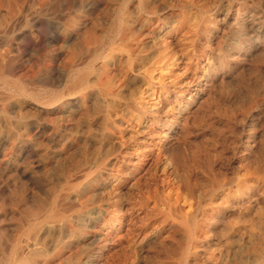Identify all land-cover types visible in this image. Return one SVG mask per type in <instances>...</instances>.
<instances>
[{
  "label": "rangeland",
  "instance_id": "374dc122",
  "mask_svg": "<svg viewBox=\"0 0 264 264\" xmlns=\"http://www.w3.org/2000/svg\"><path fill=\"white\" fill-rule=\"evenodd\" d=\"M12 1L11 0H0V18H1V15H4L6 8H8V7L16 8L23 2L20 5L22 7L21 8L22 15H21V17H19L18 21L16 22L17 27L15 24L12 27H10L9 31L7 30L4 34L0 35V43H2V44H0V68H2V69H0V76L3 78L2 81L6 80V79L16 78V76H18V77L22 78V81L24 83H26L29 88L31 87L30 89H32L35 93H39L38 98H47V97L55 95V94H61L63 96L60 97L57 101H55L53 103L54 106L52 104L48 105V108H46L47 106H44L43 104L36 102L33 99H30V98L28 99V97L13 98L11 100V103L13 104V106L15 108L16 107L18 108L20 106L19 108H21V111L24 108V110L22 112H19L22 115V118L20 120H12L13 122L18 121V123L20 121L16 130H18V131L20 130V133L23 134L22 136L24 138H23V140H9L8 136H6L4 134L0 135V156L2 157V158H0L1 159L0 160V264H17V261H15L16 255L12 253L13 246L15 244H17L18 247L20 248V247H23V245H24L23 248H26L27 244H30L31 242L34 241L33 239H36V244L39 245L40 247L35 246L36 245L35 244V245H32V247L29 249L30 252L27 251L26 249H24V252H25V255L27 256L26 258L31 260V261L34 260L33 262L35 264H38V263L43 264L45 261L46 262L44 264H50L51 262H52L51 264H59L61 261V256H62V261L64 260L63 263L61 261V264H76V263L81 264L80 262H76L74 260L73 255H77V254L81 255L83 253V251L85 249V244L83 245L80 243L85 242L84 237H85V232H86L87 221L89 220V215L93 216L97 212H100V216L97 215V218L93 216V219H95L96 228L98 226V228L96 230L97 231L96 236L101 237V239L103 240V238H102L103 234L102 233H105L106 231H108V234L110 233V235H111V236L107 237V241L104 244V247H105L104 253L108 257L110 256L113 260L117 259L119 256H122L123 259L125 260V262L127 264L128 263L130 264L129 260L131 261V251L134 248L131 241L132 240L137 241L139 238L140 239L142 238L141 237L142 235L146 234V238L144 237L145 239H144L143 247L144 248L147 247L146 246L147 240L149 241L148 237L153 236V234L157 231L156 228L155 229L153 228L154 223L157 219L162 218L163 215H161V214L165 210L166 203L168 200H171L174 198L175 195L173 192L176 191V189H179V191L181 193H185L188 190H192L191 188H194L195 191L192 192L191 195L189 193L188 202L191 203V205L195 204L196 206L197 205L202 206L209 199V197H210L209 195L212 194L211 192L213 191V189H215L214 188L215 187V184H214L215 178H216V180L230 181L231 184L229 187H230V189L233 190L235 185H236V181L239 178H241L243 176H248V175L254 173L255 171L260 172L263 170V168H264V160H263L264 155L262 153H264V139H263L264 138V104H263L264 103V101H263L264 100V96H263L264 95V93H263V91H264V70H263L264 69V55H263L264 54V50H263L264 49V32H263L264 31V22H263V20H264V16H263V14H264V0H262V1L261 0H257V1L256 0L255 1L254 0H225V1L224 0H200L201 1V2L199 1L200 3L198 2V0H195V2H194V0L193 1L192 0H171V1L170 0H153V1L152 0H123V1L122 0H114V1L113 0H110V1L109 0H46V1L45 0H29V1L28 0H23V1L17 0L18 2L16 0H12ZM20 1H21V3H20ZM142 1L144 3H142ZM10 2H12V3H10ZM189 2L191 5L189 4ZM24 3H26L25 8L23 7ZM153 3H155V4H153ZM205 3L207 4V6H205L206 5ZM13 4H14V6H13ZM145 4H147V5H145ZM163 4H165V5H163ZM99 5L102 7H99ZM104 5H105V7H103ZM240 5H241V7H239ZM33 6H35V7L33 8ZM107 6H108V8H107ZM148 6H149V8H148ZM151 6H153V7H151ZM195 6H197V8ZM198 6H200V7H198ZM97 7H99V8L97 9ZM146 7L148 10L146 9ZM232 7H233L234 11L232 10ZM155 8L157 9V12H156ZM202 8H204V9L202 10ZM30 9L31 10L35 9V10H34V12H32ZM94 9H97V10L95 11ZM255 9L258 11L256 12ZM165 10H167V11H165ZM204 10H206V11H204ZM106 11H108V12H106ZM132 14H133V16H132ZM199 14H201V15H199ZM233 15H235V16H233ZM209 16H212V17L209 18ZM21 18H22L23 22L21 21ZM92 19H95L97 22L95 20H92ZM163 19H164V21H163ZM220 19H224V20H220ZM252 19L256 23H253ZM256 19H258V20H256ZM88 22H90V23H88ZM64 23H66V24H64ZM164 23H166V24H164ZM247 23H248V25H247ZM188 24H189V26H188ZM255 24H257V26ZM33 25L35 26V28ZM61 25H63V26H61ZM139 26H141V27L139 28ZM231 26L233 28H231ZM32 27H33V30H32ZM97 27H99V28H97ZM235 27L239 28V30ZM253 27H254V30H253ZM14 28H16V29H14ZM18 28H19V31H17ZM124 28L127 31L129 30L130 36H131L130 38H133V40H131L130 38H128L125 35V33L127 31ZM190 28H192V29H190ZM144 29H146V30H144ZM222 29L224 32L222 31ZM231 29H232V31H231ZM240 29H241V31H240ZM244 29H245V31H244ZM132 30H133V33H131ZM90 31L92 34L90 33ZM134 31H135L136 35H135ZM121 32L124 34H119ZM129 32H127V33H129ZM142 32L143 33L145 32V33L143 34ZM199 33H201V34H199ZM228 33L231 34V36L228 35ZM156 34H157V36H156ZM160 34L162 35V38H161ZM192 34H194V35H192ZM36 35H38V36H36ZM93 35H95L96 37ZM188 35H189V37H188ZM235 35H236V38H235ZM97 36H98V38H97ZM142 36L145 38H143ZM14 37H16V38H14ZM20 37H21V39H20ZM23 37H25V38H23ZM58 37H60V38H58ZM186 37H187V39H185ZM237 37H238V39H237ZM40 38H41V40H40ZM117 38H119V39H117ZM179 38H181V39H179ZM189 39H192V40H189ZM206 39H208L209 41ZM213 39H215L214 42H213ZM218 39L220 41H218ZM162 40H164V42ZM188 40H189V42H187ZM226 40L229 43L226 42V45H225ZM128 41L130 44L128 43ZM29 42H30V44H29ZM70 42H71V44H70ZM78 42H79L80 46L76 45V47H75V45L73 43L78 44ZM136 42H138V43H136ZM144 42H146V43L144 44ZM167 42H168V46H167ZM193 42H195V43H193ZM163 43H164V45H163ZM172 43H173V45H171ZM16 44H17V46H16ZM212 44H213V46H212ZM68 45H70V46H68ZM157 45L162 46V47H158ZM83 47L85 48V50ZM93 47H94V49H93ZM223 47H224V49H222ZM66 48H67V50H66ZM96 48H98V49H96ZM172 48L175 49L176 52H175V50H172ZM214 48L217 49L216 50L217 52H215V50L213 51ZM10 49H11V51H10ZM156 49H157V51H156ZM1 50L4 51V53ZM75 50H76V52H75ZM130 51H131V53H130ZM207 51H208V53H207ZM77 52H79V53H77ZM139 52H141V53H139ZM150 52L153 54V57L151 56L152 54ZM253 52H254V54H253ZM175 53H176V55L177 54L178 55L176 56ZM184 53H185V56H184ZM203 53H204V55H203ZM224 53L226 56L224 55ZM96 54H97V57L95 56ZM172 54L175 56V58H172V56H173ZM137 55H139V56H137ZM198 55L200 56V59L198 58L199 57ZM94 56H95V60H93ZM258 56H261V57H259L260 59L257 58ZM71 57H72V59H71ZM214 57L216 60L214 59ZM254 57H256V58H254ZM140 58L143 60V62H142V60L140 61ZM154 58H156V60ZM170 58H171V60H169ZM177 58L179 59V62H178ZM236 58H238V59H236ZM255 59H257L256 63H254ZM98 60H99V62H98ZM129 60L131 61V67L129 65ZM247 60H250V61L247 62ZM164 61H167V62L164 63ZM64 62L65 63L68 62V63L65 64ZM121 62H123V64H121ZM149 62H151V63H149ZM9 63H11V64H9ZM250 63H252V64H250ZM261 63H262V65H260ZM152 64H155V65L158 64L160 66L156 65V67H155V65L153 66ZM207 64H208V66H207ZM253 64H254V66L252 67ZM124 65H125V67H124ZM165 65H166V67H165ZM175 65H178V66L176 67ZM203 65H204V67H203ZM255 65L258 66V68ZM171 66L172 67L174 66V67L169 69V67H171ZM86 67L90 68V74H89V78H88L89 79L88 83L89 82L90 83L88 84V86L85 89L80 90L78 92H75V91L74 92H67V91H65V89H67V87L71 84V81H72L70 78L71 73L73 72L75 74L77 71L81 70V68L83 69ZM126 67L128 68L127 70H126ZM132 67H133V69H132ZM163 67L166 69H163ZM167 67H168V69H167ZM206 67H207V69H206ZM243 67L246 70H243ZM249 67H251V68H249ZM159 68H161L162 71H160ZM204 68H205V70H204ZM140 69H142V70H140ZM97 70H99L100 72L98 73ZM92 71H94V72H92ZM104 71H106V72H104ZM146 71L149 72V74ZM183 71H185L186 73ZM253 71L256 73V76H255V73ZM107 72H108V74H107ZM203 72H205V73L201 74ZM240 72L241 73L243 72V73L240 74ZM94 73H96V74L94 75ZM125 73H126V75H125ZM235 73H237V74H235ZM186 74H188V75H186ZM113 75H114V77H113ZM162 75H165V76H162ZM236 75H238V76H236ZM244 75H246V77ZM31 76H33V77H31ZM119 76H121V77H119ZM188 77H189V79H188ZM110 78H112V79H110ZM196 78H198V80ZM212 78H213V80H212ZM248 78L249 79L252 78L253 80L251 79L252 81L250 80L251 81L250 82L248 80ZM141 79H142V81H141ZM194 79H195V81H194ZM246 79L249 83L246 81ZM219 80H220V82H219ZM97 83H98V85H97ZM175 83H181V84H175ZM240 83L242 86L240 85ZM149 85H150V87L151 86H153V87L150 88ZM161 85L163 88L161 87ZM130 86H131V88H130ZM136 86H138V89L136 88ZM245 86H248L249 89L246 88ZM234 88H236V90ZM43 89H45V90H43ZM135 90L138 91L137 92L138 94L135 93L136 92ZM139 90L141 93L139 92ZM150 90L153 91L154 95L148 97V93ZM202 90H204V91H202ZM233 90H235V91H233ZM3 91H6V87L3 85V82H0V93H2ZM190 92H192V93H190ZM68 93H70V94H68ZM133 93L137 94L138 96L134 95ZM146 93H147V96H146ZM174 93H176V94H174ZM188 93H189V96H187ZM246 94H247V96H246ZM82 95H83V97H82ZM129 95H130L131 99H130ZM99 96H100V98H99ZM206 96H208V100L210 99L209 101L207 100ZM220 96H221V98H220ZM247 97H248V99H247ZM74 98H75V100H74ZM203 98H205V99H203ZM217 98L219 100H217ZM15 99H17V100H15ZM18 100H20L21 102ZM151 100H153V101H151ZM192 100H193V102H191ZM202 100H206L207 102L206 101L202 102ZM220 100H221V102H220ZM234 100L236 103L234 102ZM34 101H35V103H34ZM166 101L168 104L166 103ZM22 102H23V105L21 104ZM153 102L156 103V106L154 108H149V105ZM77 103H78V105H77ZM170 103H172V104H170ZM189 103H191V105ZM208 103H210L211 107L209 106ZM250 103L252 104L251 106L249 105ZM141 104H143V105H141ZM187 104H189V105H187ZM213 104L215 107H213ZM25 105H26V107H25ZM61 105H63V106H61ZM166 105H168V106H166ZM208 106H209V108H207ZM29 107L32 109H30ZM38 107H39V109H38ZM185 107H186L187 111H186ZM254 107H255V109H254ZM135 108L137 109L138 112L135 111L136 110ZM138 108L142 109V110L145 109V110H143V113L141 114V113H139ZM250 108H252V109H250ZM26 109H27V111H25ZM218 109H219V111H218ZM114 110H115V112H113ZM146 110H148V111H146ZM155 110L157 112L156 114H155ZM24 111L26 112V115L24 114ZM110 111H111V113H110ZM170 111H172V112L170 113ZM190 111H191V114H190ZM61 112L62 113L64 112V113L62 114ZM119 112L121 114H119ZM135 112H137V113H135ZM19 113H15L16 118L19 115ZM112 113H114V115ZM196 113H197V115L195 117L194 115ZM69 114H71V115H69ZM115 114H117V115H115ZM174 114H177V115H174ZM186 114L190 115V116L188 115L189 118L187 117ZM206 114H208V115H206ZM13 115L14 114H11V113H0V120L2 119V117H12ZM138 115H139L140 119L138 118ZM160 115H162V116H160ZM24 116H26V117H24ZM37 117L40 119H37ZM150 117H151V119H150ZM194 117H195V120H194ZM198 117L200 119H197ZM46 118H47V120H46ZM183 118H184V120H183ZM186 118H188V119H186ZM191 118H192V121H191ZM163 119L165 121H163ZM48 120H50V122ZM181 120H183V121H181ZM185 120L188 124L186 122L184 123ZM250 120H251V122H250ZM148 121H151V122H148ZM190 121L192 124L190 123ZM212 123L214 124V126ZM107 124H108V126H107ZM200 124L202 126H200ZM37 125H38V127H37ZM188 125L191 127H189ZM203 125H204L205 129L203 128ZM45 126H47V127H45ZM117 126H119L118 127L119 129L117 128ZM141 126H142V128H141ZM208 126H209V128H208ZM250 127H251V129H250ZM255 127H256V129H255ZM21 129H23L24 131ZM145 129H147V130H145ZM248 129H250V130H248ZM259 129L261 130V132ZM86 130H87V132H86ZM133 130H135V132ZM201 131H203V133H201ZM225 131H226V133H225ZM151 132H152V134H151ZM211 132H213V133H211ZM25 133H27V134H25ZM126 134H127V136H126ZM130 134H132V135L130 136ZM133 134H135V136ZM215 134H216V137H215ZM257 134L259 137L257 136ZM121 136L122 137L125 136V137H123V140H122ZM154 136H155V138H154ZM210 136L212 137V140H210L211 139ZM26 138H28V139H26ZM106 138H108V139H106ZM245 138H246V140H245ZM99 139H100V142H99ZM116 139H118V140H116ZM119 139H120V141H119ZM136 141H138V142H136ZM27 142H29V143H27ZM11 143H13V144H11ZM143 143H144V145H142ZM173 143H175L176 145ZM234 144H235V146L236 145L237 146L234 147ZM245 144H246V146H245ZM258 144H259V146H258ZM261 144L263 145V148L261 147ZM128 145H130V146H128ZM204 145H205V147H203ZM214 145H216V146H214ZM141 146H143V147H141ZM153 146H156V147L153 148ZM174 146H175V148H174ZM155 148H156V150H155ZM226 148H227V150H226ZM232 148H233V150H232ZM11 149H12V151H11ZM121 150L123 153L121 152ZM199 150H200V152H199ZM206 150H207V152H206ZM222 150H223V152H222ZM146 151L148 154L146 153ZM196 151H197V154L199 152V155L201 157L202 156L203 157L201 158L199 155L197 156ZM250 151H252V153ZM208 152H210V153H208ZM6 154L8 156H6ZM169 154L171 156L173 155L172 156L173 158L169 157L170 156ZM193 154L196 156H192ZM224 154L227 156H225ZM221 155H224V156H221ZM245 155H246V157H245ZM252 155H253V157H252ZM216 156H217V158H216ZM241 156H243V157H241ZM3 157L5 159H3ZM116 157H118V158H116ZM123 157L124 158L126 157V158L124 159ZM195 157H196V159H195ZM213 157H214V159H213ZM190 158H192L193 160L192 159L190 160ZM117 159H118V161L119 160H121V161L118 162ZM160 159H161V161H160ZM255 159L258 161L256 162ZM166 160H169V161H166ZM224 160L226 162H224ZM211 161L212 162L214 161L213 165H212ZM196 162H197V164H195ZM148 163H149V165H148ZM156 163H157V165H156ZM135 164L138 166H136ZM186 164L188 166H186ZM226 164H228L229 167ZM133 165H134V167H133ZM90 166H92L93 168ZM139 166H141V167H139ZM226 166L228 169L226 168ZM232 166H234V167H232ZM250 166L252 167V169ZM113 167H115V168H113ZM125 167H126V169H125ZM148 167L150 168V171H149ZM86 168H88V169H86ZM146 168H148L147 171H146ZM176 168H177V171H176ZM197 168H199V169H197ZM254 168H255V170H253ZM144 169H145V173H143ZM170 169H171V171H170ZM182 170H184V171H182ZM202 171L204 174L202 173ZM147 172H149V176H148ZM182 172L184 175L182 174ZM191 172H193V174ZM221 172L223 173V175ZM169 173H170V175H169ZM185 173H186V175H185ZM213 173H215V176H213L214 175ZM4 174H5V176H3ZM100 174H101V176H100ZM219 174L221 176H219ZM81 175H82V177H80ZM111 176H112V178H111ZM147 176L150 177L149 178V181L151 180L150 182H148ZM159 176H161V177H159ZM126 178H128V180ZM138 178H140V179L143 178V180L139 179V181H138L137 180ZM167 178L168 179L170 178V179L168 180ZM76 179H78V180H76ZM105 179H106V181H105ZM161 179L163 180L162 183L160 182ZM124 180H126V182ZM191 180L193 181L194 186H193V183L191 182ZM201 180L203 182H201ZM199 181H200V183H198ZM84 182H86V183H84ZM174 182H176V183H174ZM177 182H178V184H177ZM144 183H145V187H144ZM149 183H151V184L153 183L152 184L153 186ZM172 183H174L176 188L173 186ZM201 183L203 184V185H201V187L203 189L199 186V184H201ZM211 183H213V184L211 185ZM112 184L113 185L115 184L114 187H112L113 186ZM160 184H161V186H160ZM206 184H207V186H206ZM107 186H109V187H107ZM146 186H148V187H146ZM83 187H84V190H83L84 193L81 192ZM126 187L127 188L129 187V189H127ZM140 187H141V189H140ZM150 187H152V188H150ZM198 187L201 188L202 190H200ZM164 188H165V190H164ZM169 188H170V190H168ZM171 188H174V190L173 189L171 190ZM116 189H118V190H116ZM130 189L133 192L130 191ZM151 189L154 191L155 194H153ZM204 189L205 190L207 189V190L205 191ZM208 190H209V192H208ZM147 191H149V192L147 193ZM158 191H159V193H158ZM199 191H202V192H199ZM79 192H81V193H79ZM156 192L158 194H156ZM196 192H197V195L201 193L202 196L198 195V197H197ZM104 193H106L107 195ZM127 194H129V196ZM147 194H148L149 198L147 197ZM170 194H171V196H170ZM76 195L78 196L77 198H75ZM80 195H81V197H80ZM199 196L201 197L200 199H199ZM72 197H73V199H72ZM102 197H103V199H102ZM125 197L128 199H125ZM191 197H192V200H191ZM80 198H81V200H80ZM84 198H86V199H84ZM71 199H72V201H70ZM125 200H126V202H125ZM195 200H197V202ZM133 201H137V202H133ZM152 202L154 205L152 204ZM111 204H113L112 205L113 207H111ZM36 205H38L37 206L38 208H35ZM131 205H133V208ZM195 205H193V206L196 207ZM96 206H97V208H96ZM147 206H149V207H147ZM34 208H35V210H34ZM66 208H68V209H66ZM103 209L105 212L103 211ZM155 209H156V211H155ZM32 210L36 212V215L38 217H36V215H34L35 212H33L34 214L32 213ZM58 211L62 214V217L61 216L60 217H52V214L54 212H58ZM86 212H88V214ZM48 214H50V215H48ZM144 214H146L148 216L145 217L146 215L143 216ZM77 215L79 218L77 217ZM121 216H123V217H121ZM120 217H121V219H120ZM140 217H142V218H140ZM149 217H151L150 220L148 219ZM146 218H147V220H145ZM114 219L118 220V221L113 223ZM137 219H139L138 223H137ZM64 221H67L68 223L67 222L65 223ZM74 222H76V223H74ZM140 222H143V224H141ZM56 224H58V225H56ZM113 224H114V226H113ZM131 224H132V226H130ZM133 224L135 227L133 226ZM54 225H56V226H54ZM142 225H144V226H142ZM20 226H21V228H20ZM78 226H80V227H78ZM136 226H138V227H136ZM44 227H46V228H44ZM40 228H41V230H40ZM139 228H141V230ZM57 229H59V231L62 230L61 231L62 233L59 232ZM39 230L43 231V232L40 233ZM56 230L59 233H57ZM149 230H151V231L147 232ZM209 231H211V233L209 232V234L212 235L213 231L211 229ZM71 232H72V234H71ZM98 232H99V235H98ZM115 232L119 233V234H123L124 239H122L121 243H120V244H122V248L115 247L113 249V247H112L116 243V239H114V235L116 234ZM18 233H19V235H18ZM125 233L127 234V236ZM40 234H41V236H40ZM61 234L64 236H61ZM78 234H80V235H78ZM58 235H60V236H58ZM53 237H54V240H53ZM72 237L74 238V240ZM14 238L16 241L14 240ZM37 238H38V240H37ZM40 238H42V239H40ZM112 238H113V240H112ZM24 241H26L25 242L26 244L24 243ZM37 241H38V243H37ZM128 242H130L129 246H128ZM77 245H79V246H77ZM81 245H82V247H81ZM123 245H124V247H123ZM125 247H127V248H125ZM128 248L130 249L129 252H128ZM31 250L32 251L35 250V253H34V251L32 252ZM56 250H57V252H56ZM74 250L76 253L74 252ZM112 250H113V252L111 253ZM123 250L125 252H123ZM115 252H117L116 254L118 255L116 257H115ZM47 254H48V256H47ZM66 254H68L69 256ZM124 255L126 257H124ZM13 257H14V259H13ZM41 260H42V262H41ZM65 260L67 261V263ZM8 262H10V263H8Z\"/></svg>",
  "mask_w": 264,
  "mask_h": 264
},
{
  "label": "bare ground",
  "instance_id": "6f19581e",
  "mask_svg": "<svg viewBox=\"0 0 264 264\" xmlns=\"http://www.w3.org/2000/svg\"><path fill=\"white\" fill-rule=\"evenodd\" d=\"M12 1V0H11ZM17 1V0H16ZM23 1V0H22ZM29 1V0H28ZM46 1V0H45ZM110 1V0H109ZM114 1V0H113ZM123 1V0H122ZM153 1V0H152ZM171 1V0H170ZM193 1V0H192ZM200 0H198V2H199ZM225 1V0H224ZM255 1V0H254ZM257 1V0H256ZM262 1V0H261ZM13 2V1H12ZM12 2H10V3H12ZM18 2V1H17ZM27 2V1H26ZM98 2V1H97ZM131 2V1H130ZM194 2H195V0H194ZM201 2V1H200ZM199 2V3H200ZM20 3H21V1H20ZM23 3V2H22ZM21 3V4H22ZM38 3V2H37ZM44 3V2H43ZM121 3V2H120ZM127 3V2H126ZM142 3H144L143 1H142ZM165 3V2H164ZM175 3V2H174ZM177 3V2H176ZM214 3V2H213ZM223 3V2H222ZM8 4V3H7ZM20 4V5H21ZM25 4L26 3H24L23 5V7L25 8ZM39 4V3H38ZM153 4H155V3H153ZM189 4H190V2H189ZM206 4V3H205ZM209 4V3H208ZM211 4V3H210ZM226 4V3H225ZM18 6V7H16V8H14V7H8V8H6L5 9V13H4V15H1V18H0V35H2V34H4L7 30L9 31V29H10V27H12L13 25H15L16 24V22L18 21V19H19V17H21V15H22V10H21V6ZM35 5V4H34ZM125 5V4H124ZM145 5H147V4H145ZM150 5V4H149ZM163 5H165V4H163ZM171 5V4H170ZM191 5V4H190ZM203 5V4H202ZM221 5V4H220ZM228 5V4H227ZM13 6H14V4H13ZM78 6V5H77ZM143 6V5H142ZM172 6V5H171ZM170 6V7H171ZM205 6H207V4L205 5ZM204 6V7H205ZM236 6V5H235ZM35 6H33V8H34ZM41 7V6H40ZM99 7H102V6H100L99 5ZM99 7H97V9L99 8ZM103 7H105V5L103 6ZM130 7V6H129ZM151 7H153V6H151ZM150 7V8H151ZM169 7V6H168ZM167 7V8H168ZM196 8H197V6H195ZM198 7H200V6H198ZM218 7V6H217ZM223 7V6H222ZM239 7H241V5L239 6ZM107 8H108V6H107ZM148 8H149V6H148ZM158 8V7H157ZM176 8V7H175ZM187 8V7H186ZM210 8V7H209ZM216 8V7H215ZM228 8V7H227ZM32 9V8H31ZM30 9V10H31ZM88 9V8H87ZM97 9H94L95 11L97 10ZM131 9V8H130ZM146 9H147V7H146ZM145 9V10H146ZM162 9V8H161ZM165 9V8H164ZM204 8H202V10H203ZM213 9V8H212ZM230 9V8H229ZM228 9V10H229ZM250 9V8H249ZM25 10V9H24ZM27 10V9H26ZM34 10L35 9H33V10H31L32 12H34ZM109 10V9H108ZM125 10V9H124ZM133 10V9H132ZM148 10V9H147ZM155 10H156V12H157V9L155 8ZM172 10V9H171ZM186 10V9H185ZM232 10H233V7H232ZM256 10V9H255ZM42 11V10H41ZM128 11V10H127ZM136 11V10H135ZM165 11H167V10H165ZM204 11H206V10H204ZM221 11V10H220ZM234 11V10H233ZM236 11V10H235ZM258 10H256V12H257ZM4 12V11H3ZM2 12V13H3ZM36 12V11H35ZM89 12V11H88ZM106 12H108V11H106ZM114 12V11H113ZM160 12V11H159ZM162 12V11H161ZM172 12V11H171ZM189 12V11H188ZM239 12V11H238ZM254 12V11H253ZM112 13V12H111ZM130 13V12H129ZM138 13V12H137ZM154 13V12H153ZM176 13V12H175ZM215 13V12H214ZM223 13V12H222ZM229 13V12H228ZM233 13V12H232ZM247 13V12H246ZM96 14V13H95ZM108 14V13H107ZM183 14V13H182ZM217 14V13H216ZM241 14V13H240ZM259 14V13H258ZM31 15V14H30ZM97 15V14H96ZM125 15V14H124ZM164 15V14H163ZM179 15V14H178ZM199 15H201V14H199ZM212 15V14H211ZM223 15V14H222ZM257 15V14H256ZM28 16V15H27ZM37 16V15H36ZM35 16V17H36ZM92 16V15H91ZM132 16H133V14H132ZM182 16V15H181ZM190 16V15H189ZM194 16V15H193ZM213 16V15H212ZM212 16H209V18L210 17H212ZM218 16V15H217ZM233 16H235V15H233ZM259 16V15H258ZM261 16V15H260ZM263 16H264V14H263ZM24 17V16H23ZM178 17V16H177ZM185 17V16H184ZM196 17V16H195ZM220 17V16H219ZM227 17V16H226ZM229 17V16H228ZM241 17V16H240ZM257 17V16H256ZM27 18V17H26ZM40 18V17H39ZM146 18V17H145ZM150 18V17H149ZM161 18V17H160ZM225 18V17H224ZM242 18V17H241ZM31 19V18H30ZM33 19V18H32ZM105 19V18H104ZM143 19V18H142ZM154 19V18H153ZM190 19V18H189ZM188 19V20H189ZM212 19V18H211ZM236 19V18H235ZM39 20V19H38ZM88 20V19H87ZM90 20V19H89ZM92 20H95V19H92ZM119 20V19H118ZM123 20V19H122ZM167 20V19H166ZM220 20H224V19H220ZM232 20V19H231ZM234 20V19H233ZM253 20V19H252ZM256 20H258V19H256ZM21 21H22V18H21ZM67 21V20H66ZM96 21V20H95ZM100 21V20H99ZM98 21V22H99ZM103 21V20H102ZM163 21H164V19H163ZM180 21V20H179ZM251 21V20H250ZM23 22V21H22ZM65 22V21H64ZM97 22V21H96ZM95 22V23H96ZM124 22V21H123ZM128 22V21H127ZM188 22V21H187ZM252 22V21H251ZM263 22H264V20H263ZM262 22V23H263ZM88 23H90V22H88ZM129 23V22H128ZM155 23V22H154ZM190 23V22H189ZM207 23V22H206ZM210 23V22H209ZM220 23V22H219ZM228 23V22H227ZM253 23H256L254 20H253ZM34 24V23H33ZM38 24V23H37ZM61 24V23H60ZM64 24H66V23H64ZM125 24V23H124ZM130 24V23H129ZM138 24V23H137ZM164 24H166V23H164ZM169 24V23H168ZM213 24V23H212ZM260 24V23H259ZM22 25V24H21ZM68 25V24H67ZM92 25V24H91ZM159 25V24H158ZM208 25V24H207ZM221 25V24H220ZM235 25V24H234ZM247 25H248V23H247ZM251 25V24H250ZM256 26H257V24H255ZM34 26V25H33ZM61 26H63V25H61ZM65 26V25H64ZM100 26V25H99ZM122 26V25H121ZM126 26V25H125ZM188 26H189V24H188ZM194 26V25H193ZM237 26V25H236ZM241 26V25H240ZM259 26V25H258ZM16 27H17V24H16ZM25 27V26H24ZM38 27V26H37ZM66 27V26H65ZM70 27V26H69ZM90 27V26H89ZM88 27V28H89ZM92 27V26H91ZM102 27V26H101ZM100 27V28H101ZM134 27V26H133ZM141 26H139V28H140ZM163 27V26H162ZM245 27V26H244ZM31 28V27H30ZM34 28H35V26H34ZM47 28V27H46ZM50 28V27H49ZM61 28V27H60ZM97 28H99V27H97ZM168 28V27H167ZM231 28H233L232 26H231ZM235 28H237V27H235ZM14 29H16V28H14ZM13 29V30H14ZM29 29V28H28ZM58 29V28H57ZM64 29V28H63ZM93 29V28H92ZM125 29V28H124ZM142 29V28H141ZM190 29H192V28H190ZM197 29V28H196ZM200 29V28H199ZM212 29V28H211ZM226 29V28H225ZM228 29V28H227ZM238 30H239V28H237ZM32 30H33V27H32ZM61 30V29H60ZM67 30V29H66ZM79 30V29H78ZM81 30V29H80ZM95 30V29H94ZM104 30V29H103ZM121 30V29H120ZM126 30V29H125ZM137 30V29H136ZM144 30H146V29H144ZM167 30V29H166ZM194 30V29H193ZM253 30H254V27H253ZM17 31H19V28H18V30ZM59 31V30H58ZM68 31V30H67ZM82 31V30H81ZM93 31V30H92ZM96 31V30H95ZM127 31V30H126ZM164 31V30H163ZM195 31V30H194ZM221 31V30H220ZM222 31H223V29H222ZM227 31V30H226ZM231 31H232V29H231ZM240 31H241V29H240ZM244 31H245V29H244ZM98 32V31H97ZM118 32V31H117ZM127 32H129V30L127 31ZM125 33V35L128 37V38H130L131 36H130V32L129 33ZM147 32V31H146ZM196 32V31H195ZM194 32V33H195ZM224 32V31H223ZM254 32V31H253ZM264 32V31H263ZM20 33V32H19ZM85 33V32H84ZM90 33H91V31H90ZM131 33H133V30H132V32ZM134 33H135V31H134ZM143 33V32H142ZM141 33V34H142ZM145 33V32H144ZM143 33V34H144ZM148 33V32H147ZM156 33V32H155ZM161 33V32H160ZM191 33V32H190ZM60 34V33H59ZM69 34V33H68ZM92 34V33H91ZM90 34V35H91ZM99 34V33H98ZM103 34V33H102ZM119 34H124V33H119ZM142 34V35H143ZM158 34V33H157ZM157 34H156V36H157ZM199 34H201V33H199ZM16 35V34H15ZM19 35V34H18ZM41 35V34H40ZM76 35V34H75ZM86 35V34H85ZM89 35V34H88ZM104 35V34H103ZM135 35H136V33H135ZM154 35V34H153ZM161 35V34H160ZM192 35H194V34H192ZM219 35V34H218ZM226 35V34H225ZM228 35H230L231 36V34H229L228 33ZM254 35V34H253ZM36 36H38V35H36ZM62 36V35H61ZM73 36V35H72ZM87 36V35H86ZM93 36H95V35H93ZM122 36V35H121ZM176 36V35H175ZM191 36V35H190ZM3 37V36H2ZM1 37V38H2ZM22 37V36H21ZM21 37H20V39H21ZM40 37V36H39ZM71 37V36H70ZM96 37V36H95ZM101 37V36H100ZM99 37V38H100ZM143 37V36H142ZM177 37V36H176ZM188 37H189V35H188ZM195 37V36H194ZM233 37V36H232ZM253 37V36H252ZM14 38H16V37H14ZM23 38H25V37H23ZM58 38H60V37H58ZM63 38V37H62ZM66 38V37H65ZM97 38H98V36H97ZM96 38V39H97ZM105 38V37H104ZM136 38V37H135ZM143 38H145V37H143ZM142 38V39H143ZM151 38V37H150ZM161 38H162V35H161ZM171 38V37H170ZM184 38V37H183ZM192 38V37H191ZM207 38V37H206ZM220 38V37H219ZM225 38V37H224ZM234 38V37H233ZM235 38H236V35H235ZM244 38V37H243ZM242 38V39H243ZM246 38V37H245ZM254 38V37H253ZM259 38V37H258ZM261 38V37H260ZM18 39V38H17ZM32 39V38H31ZM67 39V38H66ZM72 39V38H71ZM117 39H119V38H117ZM131 40H133V38H130ZM166 39V38H165ZM179 39H181V38H179ZM185 39H187V37L185 38ZM223 39V38H222ZM227 39V38H226ZM237 39H238V37H237ZM255 39V38H254ZM257 39V38H256ZM4 40V39H3ZM40 40H41V38H40ZM102 40V39H101ZM100 40V41H101ZM135 40V39H134ZM138 40V39H137ZM183 40V39H182ZM189 40H192V39H189ZM189 40L187 41V42H189ZM204 40V39H203ZM206 40H208V39H206ZM214 40L215 39H213V42H214ZM29 41V40H28ZM67 41V40H66ZM80 41V40H79ZM163 42H164V40H162ZM161 41V42H162ZM180 41V40H179ZM178 41V42H179ZM184 41V40H183ZM209 41V40H208ZM218 41H220L219 39H218ZM222 41V40H221ZM239 41V40H238ZM255 41V40H254ZM33 42V41H32ZM65 42V41H64ZM114 42V41H113ZM112 42V43H113ZM139 42V41H138ZM138 42H136V43H138ZM174 42V41H173ZM202 42V41H201ZM206 42V41H205ZM212 42V41H211ZM226 42H228L227 40L225 41V45H226ZM115 43V42H114ZM118 43V42H117ZM128 43H129V41H128ZM133 43V42H132ZM146 42H144V44H145ZM193 43H195V42H193ZM229 43V42H228ZM240 43V42H239ZM247 43V42H246ZM0 44H2V43H0ZM29 44H30V42H29ZM69 44V43H68ZM70 44H71V42H70ZM74 45H75V47H76V45L78 46H80V44H79V42H78V44H76V43H73ZM72 44V45H73ZM122 44V43H121ZM124 44V43H123ZM130 44V43H129ZM143 44V43H142ZM162 44V43H161ZM166 44V43H165ZM204 44V43H203ZM220 44V43H219ZM101 45V44H100ZM153 45V44H152ZM163 45H164V43H163ZM171 45H173V43L171 44ZM208 45V44H207ZM217 45V44H216ZM242 45V44H241ZM16 46H17V44H16ZM19 46V45H18ZM30 46V45H29ZM68 46H70V45H68ZM89 46V45H88ZM97 46V45H96ZM109 46V45H108ZM114 46V45H113ZM140 46V45H139ZM158 46V45H157ZM167 46H168V42H167ZM191 46V45H190ZM201 46V45H200ZM212 46H213V44H212ZM211 46V47H212ZM22 47V46H21ZM156 47V46H155ZM158 47H162V46H158ZM165 47V46H164ZM163 47V48H164ZM177 47V46H176ZM189 47V46H188ZM195 47V46H194ZM207 47V46H206ZM244 47V46H243ZM17 48V47H16ZM20 48V47H19ZM84 48V47H83ZM82 48V49H83ZM89 48V47H88ZM145 48V47H144ZM147 48V47H146ZM157 48V47H156ZM170 48V47H169ZM175 48V47H174ZM185 48V47H184ZM210 48V47H209ZM228 48V47H227ZM248 48V47H247ZM74 49V48H73ZM78 49V48H77ZM76 49V50H77ZM90 49V48H89ZM93 49H94V47H93ZM96 49H98V48H96ZM149 49V48H148ZM168 49V48H167ZM222 49H224V47L222 48ZM66 50H67V48H66ZM76 50H75V52H76ZM84 50H85V48H84ZM137 50V49H136ZM151 50V49H150ZM172 50H175V49H173L172 48ZM193 50V49H192ZM200 50V49H199ZM215 50V52H217L216 50L217 49H213V51ZM264 50V49H263ZM2 51V50H1ZM10 51H11V49H10ZM9 51V52H10ZM59 51V50H58ZM88 51V50H87ZM156 51H157V49H156ZM169 51V50H168ZM189 51V50H188ZM244 51V50H243ZM253 51V50H252ZM3 53H4V51H2ZM15 52V51H14ZM86 52V51H85ZM93 52V51H92ZM167 52V51H166ZM170 52V51H169ZM175 52H176V50H175ZM178 52V51H177ZM191 52V51H190ZM189 52V53H190ZM193 52V51H192ZM234 52V51H233ZM258 52V51H257ZM49 53V52H48ZM77 53H79V52H77ZM122 53V52H121ZM130 53H131V51H130ZM139 53H141V52H139ZM138 53V54H139ZM151 53V52H150ZM171 53V52H170ZM187 53V52H186ZM206 53V52H205ZM207 53H208V51H207ZM10 54V53H9ZM99 54V53H98ZM112 54V53H111ZM110 54V55H111ZM137 54V53H136ZM143 54V53H142ZM149 54V53H148ZM152 54V53H151ZM244 54V53H243ZM253 54H254V52H253ZM8 55V54H7ZM60 55V54H59ZM126 55V54H125ZM173 55V54H172ZM175 55H176V53H175ZM178 55V54H177ZM176 55V56H177ZM190 55V54H189ZM203 55H204V53H203ZM224 55H225V53H224ZM257 55V54H256ZM264 55V54H263ZM57 56V55H56ZM96 57H97V54L95 55ZM95 56H94V58H93V60H95ZM102 56V55H101ZM137 56H139V55H137ZM144 56V55H143ZM152 57H153V54L151 55ZM170 56V55H169ZM184 56H185V53H184ZM194 56V55H193ZM196 56V55H195ZM199 56V55H198ZM226 56V55H225ZM233 56V55H232ZM236 56V55H235ZM253 56V55H252ZM251 56V57H252ZM49 57V56H48ZM47 57V58H48ZM69 57V56H68ZM187 57V56H186ZM218 57V56H217ZM224 57V56H223ZM238 57V56H237ZM250 57V56H249ZM259 57H261V56H258L257 58H259ZM18 58V57H17ZM52 58V57H51ZM126 58V57H125ZM138 58V57H137ZM142 58V57H141ZM140 58V61L142 60ZM172 58H175V56L173 55L172 56ZM197 58V57H196ZM199 59H200V56L198 57ZM207 58V57H206ZM213 58V57H212ZM225 58V57H224ZM247 58V57H246ZM254 58H256V57H254ZM49 59V58H48ZM71 59H72V57H71ZM70 59V60H71ZM74 59V58H73ZM155 60H156V58H154ZM178 59V58H177ZM187 59V58H186ZM202 59V58H201ZM210 59V58H209ZM214 59H215V57H214ZM236 59H238V58H236ZM250 59V58H249ZM260 59V58H259ZM30 60V59H29ZM56 60V59H55ZM68 60V59H67ZM92 60V61H93ZM126 60V59H125ZM137 60V59H136ZM153 60V59H152ZM169 60H171V58L169 59ZM176 60V59H175ZM183 60V59H182ZM192 60V59H191ZM207 60V59H206ZM216 60V59H215ZM228 60V59H227ZM254 60V59H253ZM72 61V60H71ZM70 61V62H71ZM91 61V62H92ZM104 61V60H103ZM151 61V60H150ZM209 61V60H208ZM221 61V60H220ZM226 61V60H225ZM248 61H250V60H247V62ZM256 61H257V59H255V61H254V63H256ZM4 62V61H3ZM2 62V63H3ZM98 62H99V60H98ZM134 62V61H133ZM142 62H143V60H142ZM155 62V61H154ZM167 61H164V63H166ZM178 62H179V59H178ZM198 62V61H197ZM6 63V62H5ZM65 63V62H64ZM63 63V64H64ZM68 63V62H67ZM67 63H65V64H67ZM97 63V62H96ZM136 63V62H135ZM148 63V62H147ZM149 63H151V62H149ZM153 63V62H152ZM157 63V62H156ZM163 63V62H162ZM163 63V64H164ZM169 63V62H168ZM209 63V62H208ZM214 63V62H213ZM233 63V62H232ZM239 63V62H238ZM263 63V62H262ZM262 63L260 64V65H262ZM9 64H11V63H9ZM57 64V63H56ZM62 64V63H61ZM93 64V63H92ZM121 64H123V62H121ZM126 64V63H125ZM197 64V63H196ZM210 64V63H209ZM250 64H252V63H250ZM44 65V64H43ZM85 65V64H84ZM129 65H130V67H131V61L129 60ZM143 65V64H142ZM149 65V64H148ZM153 66L155 65V64H152ZM156 65H158V64H156ZM156 65H155V67H156ZM169 65V64H168ZM211 65V64H210ZM247 65V64H246ZM24 66V65H23ZM51 66V65H50ZM49 66V67H50ZM87 66V65H86ZM96 66V65H95ZM112 66V65H111ZM145 66V65H144ZM152 66V67H153ZM158 66H160V65H158ZM176 67L178 66V65H175ZM183 66V65H182ZM207 66H208V64H207ZM254 66V64L252 65V67ZM256 66V65H255ZM62 67V66H61ZM75 67V66H74ZM124 67H125V65H124ZM143 67V66H142ZM151 67V66H150ZM165 67H166V65H165ZM174 67V66H173ZM172 66L171 67H169V69H171V68H173ZM180 67V66H179ZM192 67V66H191ZM203 67H204V65H203ZM257 68H258V66H256ZM255 67V68H256ZM26 68V67H25ZM54 68V67H53ZM64 68V67H63ZM117 68V67H116ZM185 68V67H184ZM187 68V67H186ZM246 68V67H245ZM249 68H251V67H249ZM262 68V67H261ZM260 68V69H261ZM0 69H2V68H0ZM51 69V68H50ZM73 69V68H72ZM80 69V68H79ZM128 68L126 67V70H127ZM132 69H133V67H132ZM148 69V68H147ZM160 69V71H162L161 70V68H159ZM163 69H166V68H164L163 67ZM167 69H168V67H167ZM176 69V68H175ZM200 69V68H199ZM206 69H207V67H206ZM212 69V68H211ZM240 69V68H239ZM242 69V68H241ZM24 70V69H23ZM100 70V69H99ZM99 70H97L98 71V73L100 72ZM111 70V69H110ZM113 70V69H112ZM137 70V69H136ZM140 70H142V69H140ZM186 70V69H185ZM204 70H205V68H204ZM218 70V69H217ZM243 70H246V69H244V67H243ZM264 70V69H263ZM12 71V70H11ZM102 71V70H101ZM133 71V70H132ZM148 71V70H147ZM146 71V72H147ZM164 71V70H163ZM175 71V70H174ZM181 71V70H180ZM199 71V70H198ZM239 71V70H238ZM261 71V70H260ZM6 72V71H5ZM32 72V71H31ZM92 72H94V71H92ZM104 72H106V71H104ZM103 72V73H104ZM116 72V71H115ZM155 72V71H154ZM157 72V71H156ZM167 72V71H166ZM165 72V73H166ZM183 72H185V71H183ZM188 72V71H187ZM211 72V71H210ZM228 72V71H227ZM248 72V71H247ZM246 72V73H247ZM254 72V71H253ZM259 72V71H258ZM262 72V71H261ZM102 73V72H101ZM118 73V72H117ZM148 74H149V72H147ZM146 73V74H147ZM171 73V72H170ZM174 73V72H173ZM178 73V72H177ZM176 73V74H177ZM181 73V72H180ZM186 73V72H185ZM205 72H203V73H201V74H204ZM212 73V72H211ZM217 73V72H216ZM222 73V72H221ZM238 73V72H237ZM237 73H235V74H237ZM243 73V72H242ZM241 72H240V74H242ZM255 73V72H254ZM263 73V72H262ZM56 74V73H55ZM89 74H90V68L89 67H86V68H81V70H79V71H77L75 74L72 72L71 73V75H70V78H71V84L67 87V89H65V91H67V92H78V91H80V90H83V89H85L87 86H88V84L90 83H88V81H89ZM96 73H94V75H95ZM107 74H108V72H107ZM130 74V73H129ZM153 74V73H152ZM169 74V73H168ZM182 74V73H181ZM180 74V75H181ZM189 74V73H188ZM188 74H186V75H188ZM196 74V73H195ZM122 75V74H121ZM125 75H126V73H125ZM135 75V74H134ZM167 75V74H166ZM179 75V74H178ZM177 75V76H178ZM184 75V74H183ZM53 76V75H52ZM57 76V75H56ZM92 76V75H91ZM104 76V75H103ZM102 76V77H103ZM106 76V75H105ZM130 76V75H129ZM157 76V75H156ZM162 76H165V75H162ZM171 76V75H170ZM202 76V75H201ZM219 76V75H218ZM236 76H238V75H236ZM245 77H246V75H244ZM248 76V75H247ZM255 76H256V73H255ZM31 77H33V76H31ZM113 77H114V75H113ZM119 77H121V76H119ZM160 77V76H159ZM168 77V76H167ZM181 77V76H180ZM243 77V76H242ZM37 78V77H36ZM95 78V77H94ZM93 78V79H94ZM126 78V77H125ZM155 78V77H154ZM157 78V77H156ZM169 78V77H168ZM203 78V77H202ZM231 78V77H230ZM92 79V78H91ZM108 79V78H107ZM106 79V80H107ZM110 79H112V78H110ZM118 79V78H117ZM146 79V78H145ZM149 79V78H148ZM147 79V80H148ZM188 79H189V77H188ZM197 80H198V78H196ZM207 79V78H206ZM218 79V78H217ZM233 79V78H232ZM241 79V78H240ZM252 79V78H251ZM251 79H249L248 78V80L250 81ZM3 80V78L0 76V82H3V85L6 87V91H3L2 93H0V113H11V114H14L12 117H2V119L0 120V135H6V136H8V138H9V140H23V134H21L20 133V130L18 131V130H16L17 129V126H18V124L20 123V121H19V123H18V121H12V120H20L21 118H22V115L19 113V112H22L23 110H24V108H23V110L21 111V108H15L14 106H13V104L11 103V100L13 99V98H24V97H28V99L30 98V99H33V100H35L36 102H39V103H41V104H43L44 106H47L46 108H48V105H53V103L55 102V101H57L60 97H62L63 95H61V94H55V95H52V96H49V97H47V98H38V94L39 93H35L32 89H30L28 86H27V84L26 83H24L23 81H22V78L21 77H18V76H16V78H11V79H6V80H4V81H2ZM27 80V79H26ZM122 80V79H121ZM159 80V79H158ZM167 80V79H166ZM165 80V81H166ZM173 80V79H172ZM176 80V79H175ZM174 80V81H175ZM196 80V81H197ZM201 80V79H200ZM212 80H213V78H212ZM231 80V79H230ZM253 80V79H252ZM251 80V81H252ZM258 80V79H257ZM260 80V79H259ZM35 81V80H34ZM117 81V80H116ZM119 81V80H118ZM123 81V80H122ZM121 81V82H122ZM141 81H142V79H141ZM151 81V80H150ZM149 81V82H150ZM153 81V80H152ZM155 81V80H154ZM164 81V80H163ZM169 81V80H168ZM173 81V82H174ZM188 81V80H187ZM194 81H195V79H194ZM225 81V80H224ZM237 81V80H236ZM246 81H247V79H246ZM250 81V82H251ZM96 82V81H95ZM113 82V81H112ZM126 82V81H125ZM178 82V81H177ZM201 82V81H200ZM207 82V81H206ZM218 82V81H217ZM219 82H220V80H219ZM234 82V81H233ZM238 82V81H237ZM248 82V81H247ZM256 82V81H255ZM39 83V82H38ZM37 83V84H38ZM65 83V82H64ZM94 83V82H93ZM102 83V82H101ZM114 83V82H113ZM168 83V82H167ZM195 83V82H194ZM205 83V82H204ZM249 83V82H248ZM30 84V83H29ZM35 84V83H34ZM104 84V83H103ZM120 84V83H119ZM128 84V83H127ZM150 84V83H149ZM162 84V83H161ZM175 84H181V83H175ZM234 84V83H233ZM243 84V83H242ZM33 85V84H32ZM97 85H98V83H97ZM147 85V84H146ZM155 85V84H154ZM159 85V84H158ZM164 85V84H163ZM169 85V84H168ZM199 85V84H198ZM240 85H241V83H240ZM255 85V84H254ZM167 86V85H166ZM194 86V85H193ZM215 86V85H214ZM242 86V85H241ZM252 86V85H251ZM258 86V85H257ZM93 87V86H92ZM146 87V86H145ZM149 87H150V85H149ZM151 87H153V86H151ZM150 87V88H151ZM161 87H162V85H161ZM169 87V86H168ZM176 87V86H175ZM202 87V86H201ZM211 87V86H210ZM235 87V86H234ZM246 88H248V86H245ZM253 87V86H252ZM33 88V87H32ZM36 88V87H35ZM117 88V87H116ZM126 88V87H125ZM130 88H131V86H130ZM136 88L138 89V86H136ZM163 88V87H162ZM190 88V87H189ZM245 88V89H246ZM54 89V88H53ZM118 89V88H117ZM116 89V90H117ZM155 89V88H154ZM170 89V88H169ZM197 89V88H196ZM210 89V88H209ZM235 90H236V88H234ZM243 89V88H242ZM249 89V88H248ZM43 90H45V89H43ZM129 90V89H128ZM159 90V89H158ZM161 90V89H160ZM217 90V89H216ZM235 90H233V91H235ZM241 90V89H240ZM48 91V90H47ZM57 91V90H56ZM64 91V92H65ZM124 91V90H123ZM126 91V90H125ZM136 91V90H135ZM165 91V90H164ZM189 91V90H188ZM196 91V90H195ZM202 91H204V90H202ZM232 91V92H233ZM247 91V90H246ZM251 91V90H250ZM254 91V90H253ZM263 91V90H262ZM115 92V91H114ZM113 92V93H114ZM134 92V91H133ZM138 91H136L135 93H137ZM139 92H140V90H139ZM248 92V91H247ZM246 92V93H247ZM261 92V91H260ZM259 92V93H260ZM42 93V92H41ZM98 93V92H97ZM118 93V92H117ZM116 93V94H117ZM132 93V92H131ZM141 93V92H140ZM182 93V92H181ZM190 93H192V92H190ZM198 93V92H197ZM210 93V92H209ZM229 93V92H228ZM250 93V92H249ZM256 93V92H255ZM263 93H264V91H263ZM46 94V93H45ZM52 94V93H51ZM54 94V93H53ZM68 94H70V93H68ZM83 94V93H82ZM99 94V93H98ZM97 94V95H98ZM128 94V93H127ZM134 94V93H133ZM132 94V95H133ZM138 94V93H137ZM137 94H134V95H137ZM168 94V93H167ZM173 94V93H172ZM171 94V95H172ZM174 94H176V93H174ZM218 94V93H217ZM233 94V93H232ZM152 95H154V93H153V91L152 90H150L149 91V93H148V97L149 96H152ZM208 95V94H207ZM241 95V94H240ZM117 96V95H116ZM138 96V95H137ZM144 96V95H143ZM146 96H147V93H146ZM177 96V95H176ZM187 96H189V93H188V95ZM195 96V95H194ZM214 96V95H213ZM222 96V95H221ZM221 96H220V98H221ZM231 96V95H230ZM242 96V95H241ZM246 96H247V94H246ZM245 96V97H246ZM264 96V95H263ZM82 97H83V95H82ZM124 97V96H123ZM129 97H130V95H129ZM166 97V96H165ZM178 97V96H177ZM186 97V96H185ZM233 97V96H232ZM231 97V98H232ZM243 97V96H242ZM99 98H100V96H99ZM98 98V99H99ZM110 98V97H109ZM108 98V99H109ZM144 98V97H143ZM154 98V97H153ZM206 98H207V100H208V96H206ZM210 98V97H209ZM230 98V97H229ZM244 98V97H243ZM70 99V98H69ZM130 99H131V97H130ZM146 99V98H145ZM148 99V98H147ZM151 99V98H150ZM190 99V98H189ZM203 99H205V98H203ZM247 99H248V97H247ZM15 100H17V99H15ZM67 100V99H66ZM74 100H75V98H74ZM114 100V99H113ZM141 100V99H140ZM156 100V99H155ZM173 100V99H172ZM210 100V99H209ZM208 100V101H209ZM217 100H219L218 98H217ZM228 100V99H227ZM226 100V101H227ZM18 101H20V100H18ZM23 101V100H22ZM35 101H34V103H35ZM105 101V100H104ZM108 101V100H107ZM132 101V100H131ZM135 101V100H134ZM143 101V100H142ZM147 101V100H146ZM151 101H153V100H151ZM159 101V100H158ZM184 101V100H183ZM187 101V100H186ZM198 101V100H197ZM204 101H206V100H202V102H204ZM231 101V100H230ZM237 101V100H236ZM251 101V100H250ZM262 101V100H261ZM264 101V100H263ZM21 102V101H20ZM74 102V101H73ZM111 102V101H110ZM115 102V101H114ZM124 102V101H123ZM140 102V101H139ZM145 102V101H144ZM177 102V101H176ZM179 102V101H178ZM191 102H193V100L191 101ZM207 102V101H206ZM220 102H221V100H220ZM234 102H235V100H234ZM233 102V103H234ZM239 102V101H238ZM105 103V102H104ZM149 103V102H148ZM166 103H167V101H166ZM184 103V102H183ZM219 103V102H218ZM236 103V102H235ZM234 103V104H235ZM22 105H23V102L21 103ZM139 104V103H138ZM168 104V103H167ZM170 104H172V103H170ZM185 104V103H184ZM190 105H191V103H189ZM189 104H187V105H189ZM209 104V106L211 107V105H210V103H208ZM222 104V103H221ZM262 104V103H261ZM260 104V105H261ZM264 104V103H263ZM77 105H78V103H77ZM112 105V104H111ZM124 105V104H123ZM141 105H143V104H141ZM174 105V104H173ZM186 105V104H185ZM206 105V104H205ZM216 105V104H215ZM218 105V104H217ZM220 105V104H219ZM233 105V104H232ZM250 106L252 105L251 103L249 104ZM41 106V105H40ZM54 106V105H53ZM61 106H63V105H61ZM65 106V105H64ZM69 106V105H68ZM74 106V105H73ZM125 106V105H124ZM156 106V103L155 102H153V103H151L150 105H149V108H154ZM166 106H168V105H166ZM209 106L207 107V108H209ZM249 106V107H250ZM255 106V105H254ZM25 107H26V105H25ZM35 107V106H34ZM33 107V108H34ZM78 107V106H77ZM113 107V106H112ZM116 107V106H115ZM201 107V106H200ZM213 107H215L214 106V104H213ZM28 108V107H27ZM30 108V107H29ZM121 108V107H120ZM124 108V107H123ZM122 108V109H123ZM158 108V107H157ZM189 108V107H188ZM206 108V107H205ZM253 108V107H252ZM252 108H250V109H252ZM30 109H32V108H30ZM29 109V110H30ZM38 109H39V107H38ZM136 109V108H135ZM134 109V110H135ZM165 109V108H164ZM167 109V108H166ZM176 109V108H175ZM178 109V108H177ZM185 109H186V107H185ZM254 109H255V107H254ZM35 110V109H34ZM128 110V109H127ZM131 110V109H130ZM138 110H139V113H143V110H145V109H139L138 108ZM152 110V109H151ZM184 110V109H183ZM208 110V109H207ZM206 110V111H207ZM25 111H27V109L25 110ZM24 111V114L26 115V112ZM31 111V110H30ZM48 111V110H47ZM52 111V110H51ZM126 111V110H125ZM135 111H137V109L135 110ZM146 111H148V110H146ZM165 111V110H164ZM173 111V110H172ZM172 111H170V113L172 112ZM182 111V110H181ZM186 111H187V109H186ZM202 111V110H201ZM211 111V110H210ZM218 111H219V109H218ZM60 112V111H59ZM113 112H115V110L113 111ZM118 112V111H117ZM138 112V111H137ZM137 112H135V113H137ZM189 112V111H188ZM209 112V111H208ZM216 112V111H215ZM15 113H19V115L17 116V118H16V116H15ZM62 113V112H61ZM64 113V112H63ZM62 113V114H63ZM110 113H111V111H110ZM157 112H156V110H155V114H156ZM186 113V112H185ZM204 113V112H203ZM253 113V112H252ZM257 113V112H256ZM261 113V112H260ZM31 114V113H30ZM59 114V113H58ZM113 115H114V113H112ZM119 114H121L120 112H119ZM190 114H191V111H190ZM211 114V113H210ZM214 114V113H213ZM212 114V115H213ZM28 115V114H27ZM32 115V114H31ZM69 115H71V114H69ZM68 115V116H69ZM115 115H117V114H115ZM159 115V114H158ZM170 115V114H169ZM174 115H177V114H174ZM180 115V114H179ZM185 115V114H184ZM187 115V114H186ZM189 115V114H188ZM188 115H187V117H188ZM194 115V114H193ZM196 115H197V113L194 115L195 117H196ZM206 115H208V114H206ZM52 116V115H51ZM110 116V115H109ZM108 116V117H109ZM112 116V115H111ZM136 116V115H135ZM144 116V115H143ZM147 116V115H146ZM160 116H162V115H160ZM190 116V115H189ZM254 116V115H253ZM24 117H26V116H24ZM41 117V116H40ZM47 117V116H46ZM54 117V116H53ZM117 117V116H116ZM133 117V116H132ZM177 117V116H176ZM183 117V116H182ZM186 117V116H185ZM195 117H194V120H195ZM247 117V116H246ZM257 117V116H256ZM36 118V117H35ZM121 118V117H120ZM124 118V117H123ZM138 118H139V115H138ZM142 118V117H141ZM154 118V117H153ZM157 118V117H156ZM155 118V119H156ZM180 118V117H179ZM189 118V117H188ZM188 118H186V119H188ZM208 118V117H207ZM206 118V119H207ZM213 118V117H212ZM37 119H40V118H38L37 117ZM140 119V118H139ZM145 119V118H144ZM148 119V118H147ZM150 119H151V117H150ZM161 119V118H160ZM165 119V118H164ZM163 119V121H165ZM178 119V118H177ZM197 119H200L199 117L197 118ZM216 119V118H215ZM214 119V120H215ZM220 119V118H219ZM256 119V118H255ZM46 120H47V118H46ZM119 120V119H118ZM159 120V119H158ZM173 120V119H172ZM183 120H184V118H183ZM183 120H181V121H183ZM49 122H50V120H48ZM143 121V120H142ZM145 121V120H144ZM162 121V120H161ZM191 121H192V118H191ZM191 121H190V123H191ZM202 121V120H201ZM213 121V120H212ZM230 121V120H229ZM85 122V121H84ZM134 122V121H133ZM136 122V121H135ZM148 122H151V121H148ZM155 122V121H154ZM159 122V121H158ZM175 122V121H174ZM186 122V120L184 121V123ZM195 122V121H194ZM204 122V121H203ZM208 122V121H207ZM250 122H251V120H250ZM260 122V121H259ZM22 123V122H21ZM140 123V122H139ZM183 123V122H182ZM187 123V122H186ZM205 123V122H204ZM53 124V123H52ZM113 124V123H112ZM145 124V123H144ZM169 124V123H168ZM177 124V123H176ZM188 124V123H187ZM192 124V123H191ZM190 124V125H191ZM203 124V123H202ZM206 124V123H205ZM209 124V123H208ZM213 124V123H212ZM259 124V123H258ZM257 124V125H258ZM46 125V124H45ZM194 125V124H193ZM196 125V124H195ZM207 125V124H206ZM217 125V124H216ZM215 125V126H216ZM227 125V124H226ZM229 125V124H228ZM251 125V124H250ZM43 126V125H42ZM51 126V125H50ZM107 126H108V124H107ZM144 126V125H143ZM155 126V125H154ZM189 126V125H188ZM200 126H202L201 124H200ZM213 126H214V124H213ZM37 127H38V125H37ZM36 127V128H37ZM45 127H47V126H45ZM78 127V126H77ZM113 127V126H112ZM119 126H117V128H118ZM145 127V126H144ZM148 127V126H147ZM189 127H191V126H189ZM193 127V126H192ZM212 127V126H211ZM210 127V128H211ZM217 127V126H216ZM226 127V126H225ZM228 127V126H227ZM260 127V126H259ZM263 127V126H262ZM261 127V128H262ZM35 128V127H34ZM115 128V127H114ZM141 128H142V126H141ZM196 128V127H195ZM203 128H204V125H203ZM208 128H209V126H208ZM260 128V129H261ZM108 129V128H107ZM110 129V128H109ZM119 129V128H118ZM159 129V128H158ZM166 129V128H165ZM205 129V128H204ZM212 129V128H211ZM210 129V130H211ZM215 129V128H214ZM250 129H251V127H250ZM250 129H248V130H250ZM255 129H256V127H255ZM258 129V128H257ZM259 129V130H260ZM21 130H23V129H21ZM34 130V129H33ZM112 130V129H111ZM143 130V129H142ZM145 130H147V129H145ZM151 130V129H150ZM149 130V131H150ZM217 130V129H216ZM24 131V130H23ZM38 131V130H37ZM36 131V132H37ZM134 132H135V130H133ZM141 131V130H140ZM158 131V130H157ZM214 131V130H213ZM35 132V133H36ZM59 132V131H58ZM63 132V131H62ZM82 132V131H81ZM86 132H87V130H86ZM110 132V131H109ZM132 132V131H131ZM148 132V131H147ZM168 132V131H167ZM199 132V131H198ZM217 132V131H216ZM260 132H261V130H260ZM146 133V132H145ZM156 133V132H155ZM158 133V132H157ZM165 133V132H164ZM188 133V132H187ZM201 133H203V131H201ZM211 133H213V132H211ZM225 133H226V131H225ZM248 133V132H247ZM246 133V134H247ZM250 133V132H249ZM25 134H27V133H25ZM40 134V133H39ZM43 134V133H42ZM149 134V133H148ZM151 134H152V132H151ZM160 134V133H159ZM199 134V133H198ZM253 134V133H252ZM256 134V133H255ZM101 135V134H100ZM107 135V134H106ZM132 134H130V136H131ZM134 136H135V134H133ZM164 135V134H163ZM201 135V134H200ZM126 136H127V134H126ZM141 136V135H140ZM158 136V135H157ZM156 136V137H157ZM160 136V135H159ZM162 136V135H161ZM167 136V135H166ZM212 136V135H211ZM210 136V137H211ZM257 136H258V134H257ZM32 137V136H31ZM36 137V136H35ZM55 137V136H54ZM58 137V136H57ZM82 137V136H81ZM122 137V136H121ZM123 137H125V136H123ZM123 137H122V140H123ZM129 137V136H128ZM143 137V136H142ZM151 137V136H150ZM176 137V136H175ZM179 137V136H178ZM203 137V136H202ZM207 137V136H206ZM215 137H216V134H215ZM259 137V136H258ZM257 137V138H258ZM132 138V137H131ZM130 138V139H131ZM140 138V137H139ZM154 138H155V136H154ZM160 138V137H159ZM171 138V137H170ZM174 138V137H173ZM209 138V137H208ZM251 138V137H250ZM262 138V137H261ZM26 139H28V138H26ZM34 139V138H33ZM32 139V140H33ZM65 139V138H64ZM106 139H108V138H106ZM105 139V140H106ZM137 139V138H136ZM148 139V138H147ZM172 139V138H171ZM204 139V138H203ZM210 139V138H209ZM208 139V140H209ZM214 139V138H213ZM264 139V138H263ZM77 140V139H76ZM104 140V141H105ZM111 140V139H110ZM114 140V139H113ZM116 140H118V139H116ZM162 140V139H161ZM206 140V139H205ZM210 140H212V137H211V139ZM215 140V139H214ZM244 140V139H243ZM245 140H246V138H245ZM30 141V140H29ZM119 141H120V139H119ZM126 141V140H125ZM157 141V140H156ZM169 141V140H168ZM197 141V140H196ZM257 141V140H256ZM18 142V141H17ZM99 142H100V139H99ZM106 142V141H105ZM131 142V141H130ZM136 142H138V141H136ZM140 142V141H139ZM167 142V141H166ZM179 142V141H178ZM184 142V141H183ZM204 142V141H203ZM250 142V141H249ZM259 142V141H258ZM16 143V142H15ZM27 143H29V142H27ZM122 143V142H121ZM149 143V142H148ZM161 143V142H160ZM255 143V142H254ZM11 144H13V143H11ZM102 144V143H101ZM126 144V143H125ZM128 144V143H127ZM173 144H175V143H173ZM180 144V143H179ZM225 144V143H224ZM113 145V144H112ZM142 145H144V143L142 144ZM157 145V144H156ZM176 145V144H175ZM182 145V144H181ZM9 146V145H8ZM116 146V145H115ZM128 146H130V145H128ZM139 146V145H138ZM151 146V145H150ZM163 146V145H162ZM161 146V147H162ZM173 146V145H172ZM214 146H216V145H214ZM233 146V145H232ZM237 146V145H236ZM235 146V144H234V147H236ZM245 146H246V144H245ZM253 146V145H252ZM258 146H259V144H258ZM257 146V147H258ZM104 147V146H103ZM141 147H143V146H141ZM152 147V146H151ZM154 147H156V146H153V148ZM171 147V146H170ZM201 147V146H200ZM203 147H205V145L203 146ZM230 147V146H229ZM261 147L263 148V145L261 144ZM134 148V147H133ZM145 148V147H144ZM147 148V147H146ZM174 148H175V146H174ZM199 148V147H198ZM247 148V147H246ZM6 149V148H5ZM13 149V148H12ZM12 149H11V151H12ZM141 149V148H140ZM143 149V148H142ZM152 149V148H151ZM166 149V148H165ZM164 149V150H165ZM196 149V148H195ZM204 149V148H203ZM213 149V148H212ZM231 149V148H230ZM245 149V148H244ZM8 150V149H7ZM126 150V149H125ZM137 150V149H136ZM155 150H156V148H155ZM158 150V149H157ZM168 150V149H167ZM198 150V149H197ZM205 150V149H204ZM217 150V149H216ZM225 150V149H224ZM226 150H227V148H226ZM232 150H233V148H232ZM259 150V149H258ZM3 151V150H2ZM192 151V150H191ZM218 151V150H217ZM229 151V150H228ZM262 151V150H261ZM5 152V151H4ZM3 152V153H4ZM121 152H122V150H121ZM134 152V151H133ZM139 152V151H138ZM156 152V151H155ZM165 152V151H164ZM175 152V151H174ZM193 152V151H192ZM199 152H200V150H199ZM199 152H198V154H197V151H196V154H197V156L199 155ZM206 152H207V150H206ZM211 152V151H210ZM210 152H208V153H210ZM222 152H223V150H222ZM225 152V151H224ZM251 153H252V151H250ZM263 152V151H262ZM7 153V152H6ZM123 153V152H122ZM146 153H147V151H146ZM204 153V152H203ZM237 153V152H236ZM244 153V152H243ZM242 153V154H243ZM261 153V152H260ZM8 154V153H7ZM6 154V156H8ZM138 154V153H137ZM140 154V153H139ZM148 154V153H147ZM157 154V153H156ZM184 154V153H183ZM189 154V153H188ZM195 154V153H194ZM192 155V156H196V155ZM201 154V153H200ZM217 154V153H216ZM230 154V153H229ZM256 154V153H255ZM263 155H264V153H262ZM261 154V155H262ZM10 155V154H9ZM116 155V154H115ZM135 155V154H134ZM144 155V154H143ZM152 155V154H151ZM155 155V154H154ZM153 155V156H154ZM163 155V154H162ZM170 155V154H169ZM225 155V154H224ZM224 155H221V156H224ZM244 155V154H243ZM259 155V154H258ZM262 155V156H263ZM12 156V155H11ZM119 156V155H118ZM148 156V155H147ZM152 156V157H153ZM173 156V155H172ZM171 155L169 156V157H172ZM200 156V155H199ZM212 156V155H211ZM225 156H227V155H225ZM230 156V155H229ZM250 156V155H249ZM260 156V155H259ZM258 156V157H259ZM142 157V156H141ZM155 157V156H154ZM153 157V158H154ZM191 157V156H190ZM201 157V156H200ZM203 157V156H202ZM201 157V158H202ZM241 157H243V156H241ZM245 157H246V155H245ZM251 157V156H250ZM249 157V158H250ZM252 157H253V155H252ZM257 157V156H256ZM0 158H2L1 156H0ZM7 158V157H6ZM23 158V157H22ZM111 158V157H110ZM116 158H118V157H116ZM124 158V157H123ZM126 158V157H125ZM124 158V159H125ZM134 158V157H133ZM144 158V157H143ZM162 158V157H161ZM173 158V157H172ZM175 158V157H174ZM183 158V157H182ZM216 158H217V156H216ZM226 158V157H225ZM232 158V157H231ZM3 159H5L4 157H3ZM2 159V160H3ZM13 159V158H12ZM11 159V160H12ZM15 159V158H14ZM120 159V158H119ZM157 159V158H156ZM184 159V158H183ZM192 158H190V160H191ZM195 159H196V157H195ZM198 159V158H197ZM213 159H214V157H213ZM233 159V158H232ZM257 159V158H256ZM255 159V160H256ZM1 160V159H0ZM16 160V159H15ZM108 160V159H107ZM146 160V159H145ZM158 160V159H157ZM171 160V159H170ZM193 160V159H192ZM203 160V159H202ZM226 160V159H225ZM224 160V162H226ZM264 160V159H263ZM109 161V160H108ZM107 161V162H108ZM117 161H118V159H117ZM119 161H121V160H119ZM118 161V162H119ZM137 161V160H136ZM160 161H161V159H160ZM166 161H169V160H166ZM185 161V160H184ZM199 161V160H198ZM220 161V160H219ZM239 161V160H238ZM250 161V160H249ZM258 160H256V162H257ZM262 161V160H261ZM260 161V162H261ZM110 162V161H109ZM113 162V161H112ZM141 162V161H140ZM164 162V161H163ZM189 162V161H188ZM194 162V161H193ZM200 162V161H199ZM198 162V163H199ZM205 162V161H204ZM212 162V161H211ZM214 162V161H213ZM213 162H212V165H213ZM251 162V161H250ZM249 162V163H250ZM7 163V162H6ZM139 163V162H138ZM142 163V162H141ZM167 163V162H166ZM253 163V162H252ZM259 163V162H258ZM262 163V162H261ZM260 163V164H261ZM16 164V163H15ZM124 164V163H123ZM194 164V163H193ZM195 164H197V162L195 163ZM225 164V163H224ZM223 164V165H224ZM257 164V163H256ZM2 165V164H1ZM94 165V164H93ZM130 165V164H129ZM136 165V164H135ZM148 165H149V163H148ZM153 165V164H152ZM156 165H157V163H156ZM174 165V164H173ZM202 165V164H201ZM221 165V164H220ZM227 166H228V164H226ZM231 165V164H230ZM240 165V164H239ZM258 165V164H257ZM113 166V165H112ZM136 166H138V165H136ZM186 166H188L187 164H186ZM198 166V165H197ZM227 166H226V168H227ZM237 166V165H236ZM259 166V165H258ZM262 166V165H261ZM260 166V167H261ZM87 167V166H86ZM90 167H92V166H90ZM118 167V166H117ZM133 167H134V165H133ZM139 167H141V166H139ZM147 167V166H146ZM150 167V166H149ZM148 167V168H149ZM154 167V166H153ZM176 167V166H175ZM179 167V166H178ZM200 167V166H199ZM213 167V166H212ZM211 167V168H212ZM217 167V166H216ZM223 167V166H222ZM229 167V166H228ZM232 167H234V166H232ZM251 167V166H250ZM263 167V166H262ZM2 168V167H1ZM93 168V167H92ZM113 168H115V167H113ZM121 168V167H120ZM148 168H146V171L148 170ZM189 168V167H188ZM187 168V169H188ZM194 168V167H193ZM201 168V167H200ZM203 168V167H202ZM214 168V167H213ZM218 168V167H217ZM231 168V167H230ZM236 168V167H235ZM238 168V167H237ZM4 169V168H3ZM85 169V168H84ZM86 169H88V168H86ZM125 169H126V167H125ZM143 169V168H142ZM172 169V168H171ZM171 169H170V171H171ZM179 169V168H178ZM183 169V168H182ZM197 169H199V168H197ZM225 169V168H224ZM228 169V168H227ZM251 169H252V167H251ZM113 170V169H112ZM129 170V169H128ZM201 170V169H200ZM206 170V169H205ZM209 170V169H208ZM216 170V169H215ZM234 170V169H233ZM253 170H255V168L253 169ZM257 170V169H256ZM91 171V170H90ZM124 171V170H123ZM134 171V170H133ZM143 171V170H142ZM149 171H150V168H149ZM160 171V170H159ZM158 171V172H159ZM174 171V170H173ZM176 171H177V168H176ZM175 171V172H176ZM179 171V170H178ZM182 171H184V170H182ZM192 171V170H191ZM212 171V170H211ZM210 171V172H211ZM222 171V170H221ZM224 171V170H223ZM238 171V170H237ZM241 171V170H240ZM11 172V171H10ZM88 172V171H87ZM106 172V171H105ZM113 172V171H112ZM127 172V171H126ZM131 172V171H130ZM162 172V171H161ZM181 172V171H180ZM89 173V172H88ZM100 173V172H99ZM107 173V172H106ZM141 173V172H140ZM143 173H145V169H144V172ZM148 173V176H149V172H147ZM192 174H193V172H191ZM202 173H203V171H202ZM222 173V172H221ZM220 173V174H221ZM6 174V173H5ZM5 174L3 175V176H5ZM109 174V173H108ZM142 174V173H141ZM153 174V173H152ZM182 174H183V172H182ZM198 174V173H197ZM204 174V173H203ZM202 174V175H203ZM214 175L213 176H215V173H213ZM219 174V176H221ZM111 175V174H110ZM115 175V174H114ZM155 175V174H154ZM169 175H170V173H169ZM184 175V174H183ZM185 175H186V173H185ZM191 175V174H190ZM218 175V174H217ZM216 175V176H217ZM222 175H223V173H222ZM2 176V177H3ZM100 176H101V174H100ZM137 176V175H136ZM146 176V175H145ZM147 176V177H148ZM151 176V175H150ZM164 176V175H163ZM162 176V177H163ZM166 176V175H165ZM178 176V175H177ZM189 176V175H188ZM226 176V175H225ZM229 176V175H228ZM77 177V176H76ZM80 177H82V175L80 176ZM128 177V176H127ZM132 177V176H131ZM159 177H161V176H159ZM168 177V176H167ZM170 177V176H169ZM206 177V176H205ZM218 177V176H217ZM106 178V177H105ZM111 178H112V176H111ZM129 178V177H128ZM128 178H126L127 180H128ZM136 178V177H135ZM146 178V177H145ZM149 178L150 177H148V182H150L149 181ZM171 178V177H170ZM169 178V179H170ZM178 178V177H177ZM219 178V177H218ZM234 178V177H233ZM74 179V178H73ZM104 179V178H103ZM139 179L140 178H138L137 180L139 181ZM160 179V178H159ZM164 179V178H163ZM168 179V178H167ZM166 179V180H167ZM168 179V180H169ZM189 179V178H188ZM206 179V178H205ZM226 179V178H225ZM76 180H78V179H76ZM111 180V179H110ZM140 180H143V178L142 179H140ZM157 180V179H156ZM190 180V179H189ZM203 180V179H202ZM201 180V182H203ZM7 181V180H6ZM69 181V180H68ZM105 181H106V179H105ZM120 181V180H119ZM125 182H126V180H124ZM153 181V180H152ZM162 179H161V183H162ZM214 181V180H213ZM109 182V181H108ZM145 182V181H144ZM154 182V181H153ZM191 182L193 183V181L191 180ZM84 183H86V182H84ZM95 183V182H94ZM98 183V182H97ZM105 183V182H104ZM112 183V182H111ZM120 183V182H119ZM174 183H176V182H174ZM174 183H172L173 184V186L175 187V185H174ZM191 183V184H192ZM198 183H200V181L198 182ZM208 183V182H207ZM130 184V183H129ZM133 184V183H132ZM149 184H151V183H149ZM153 184V183H152ZM151 184V185H152ZM177 184H178V182H177ZM205 184V183H204ZM209 184V183H208ZM213 183H211V185H212ZM214 184H215V189H213V191L211 192L212 194L211 195H209L210 197H209V199L206 201V203L204 204V205H202V206H200V205H195V204H193V205H195L196 207H194L193 205H191V203H189L188 202V196H189V193H190V195H191V193L192 192H194L195 191V189L194 188H191L192 190H188L187 192H185V193H181L180 191H179V189H176V191H174L173 193H174V198L173 199H171V200H166L167 201V203H166V207H165V210H164V212L161 214V215H163L162 216V218L160 219H157L156 221H155V223H154V229L156 228L157 229V231L153 234V236H150V237H148V239H149V241L147 240V247L146 248H144L143 247V244H144V239L146 238V234H144V235H142L141 237V239L139 238L137 241L136 240H132L131 242H132V244H133V246H134V248L132 249V251H131V261L129 260V262H130V264H264V168H263V170L262 171H255L254 173H252V174H250V175H248V176H243V177H241V178H239L237 181H236V185H235V187H234V189L232 190V189H230V184H231V182L230 181H227V180H216V178H215V181H214ZM109 185V184H108ZM113 185V184H112ZM115 185V184H114ZM114 185L112 186V187H114ZM201 185H203L202 183L201 184H199V186L201 187ZM85 186V185H84ZM127 186V185H126ZM143 186V185H142ZM153 186V185H152ZM155 186V185H154ZM160 186H161V184H160ZM171 186V185H170ZM193 186H194V183H193ZM206 186H207V184H206ZM107 187H109V186H107ZM125 187V186H124ZM144 187H145V183H144ZM146 187H148V186H146ZM156 187V186H155ZM154 187V188H155ZM165 187V186H164ZM169 187V186H168ZM97 188V187H96ZM102 188V187H101ZM123 188V187H122ZM127 188V187H126ZM150 188H152V187H150ZM153 188V189H154ZM157 188V187H156ZM176 188V187H175ZM186 188V187H185ZM196 188V187H195ZM199 188V187H198ZM202 188V187H201ZM201 188H199L200 190H202ZM106 189V188H105ZM119 189V188H118ZM118 189H116V190H118ZM127 189H129V187L127 188ZM132 189V188H131ZM130 189V191H132ZM134 189V188H133ZM140 189H141V187H140ZM158 189V188H157ZM160 189V188H159ZM174 190V188H171V190ZM198 189V190H199ZM208 189V188H207ZM206 189V190H207ZM71 190V189H70ZM81 190V189H80ZM83 190H84V187H83V189L81 190V192H83ZM155 190V189H154ZM164 190H165V188H164ZM168 190H170V188L168 189ZM167 190V191H168ZM205 190V189H204ZM205 190V191H206ZM210 190V189H209ZM209 190H208V192H209ZM76 191V190H75ZM78 191V190H77ZM105 191V190H104ZM128 191V190H127ZM139 191V190H138ZM143 191V190H142ZM145 191V190H144ZM151 191L153 192V194H155L154 193V191L151 189ZM81 192H79V193H81ZM116 192V191H115ZM133 192V191H132ZM149 191H147V193H148ZM164 192V191H163ZM169 192V191H168ZM167 192V193H168ZM199 192H202V191H199ZM84 193V192H83ZM127 193V192H126ZM137 193V192H136ZM151 193V192H150ZM158 193H159V191H158ZM157 192H156V194H158ZM165 193V192H164ZM104 194H106V193H104ZM122 194V193H121ZM133 194V193H132ZM135 194V193H134ZM203 194V193H202ZM88 195V194H87ZM90 195V194H89ZM107 195V194H106ZM116 195V194H115ZM118 195V194H117ZM123 195V194H122ZM128 196H129V194H127ZM144 195V194H143ZM196 195H197V192H196ZM195 195V196H196ZM198 195H200V196H202L201 195V193L200 194H198ZM198 195H197V197H198ZM85 196V195H84ZM127 196V197H128ZM156 196V195H155ZM154 196V197H155ZM158 196V195H157ZM170 196H171V194H170ZM199 196V199L201 198ZM78 196L76 195V197L75 198H77ZM80 197H81V195H80ZM94 197V196H93ZM104 197V196H103ZM103 197H102V199H103ZM107 197V196H106ZM110 197V196H109ZM147 197H148V194H147ZM196 197V198H197ZM68 198V197H67ZM70 198V197H69ZM105 198V197H104ZM136 198V197H135ZM149 198V197H148ZM72 199H73V197H72ZM72 199L70 200V201H72ZM84 199H86V198H84ZM100 199V198H99ZM125 199H128V198H126L125 197ZM151 199V198H150ZM167 199V198H166ZM80 200H81V198H80ZM107 200V199H106ZM134 200V199H133ZM191 200H192V197H191ZM60 201V200H59ZM76 201V200H75ZM151 201V200H150ZM196 202H197V200H195ZM125 202H126V200H125ZM129 202V201H128ZM133 202H137V201H133ZM73 203V202H72ZM80 203V202H79ZM82 203V202H81ZM58 204V203H57ZM64 204V203H63ZM116 204V203H115ZM146 204V203H145ZM148 204V203H147ZM151 204V203H150ZM152 204H153V202H152ZM35 205V204H34ZM113 204H111V207H113L112 206ZM117 205V204H116ZM128 205V204H127ZM154 205V204H153ZM163 205V204H162ZM38 205H36V207L35 208H38L37 207ZM65 206V205H64ZM126 206V205H125ZM132 206V208H133V205H131ZM164 206V205H163ZM75 207V206H74ZM79 207V206H78ZM123 207V206H122ZM135 207V206H134ZM145 207V206H144ZM147 207H149V206H147ZM35 208H34V210H35ZM54 208V207H53ZM69 208V207H68ZM68 208H66V209H68ZM96 208H97V206H96ZM124 208V207H123ZM156 208V207H155ZM159 208V207H158ZM51 209V208H50ZM60 209V208H59ZM65 209V210H66ZM129 209V208H128ZM37 210V209H36ZM70 210V209H69ZM102 210V209H101ZM117 210V209H116ZM115 210V211H116ZM154 210V209H153ZM160 210V209H159ZM38 211V210H37ZM94 211V210H93ZM96 211V210H95ZM103 211H104V209H103ZM114 211V212H115ZM123 211V210H122ZM138 211V210H137ZM155 211H156V209H155ZM33 212H35V211H33L32 210V213ZM105 212V211H104ZM113 212V213H114ZM118 212V211H117ZM126 212V211H125ZM143 212V211H142ZM87 214H88V212H86ZM103 213V212H102ZM135 213V212H134ZM133 213V214H134ZM34 214V213H33ZM92 214V213H91ZM107 214V213H106ZM115 214V213H114ZM148 214V213H147ZM34 215H36V212H35V214ZM48 215H50V214H48ZM85 215V214H84ZM97 215L98 216H100V212H97L95 215H93L94 217H96L97 218ZM120 215V214H119ZM123 215V214H122ZM146 214H144L143 216H145ZM46 216V215H45ZM62 217V214L58 211V212H54L53 214H52V217ZM71 216V215H70ZM73 216V215H72ZM93 216L92 215H89V220L87 221V226H86V232H85V237H84V239H85V242L84 243H80V244H85V249H84V251H83V253L80 255H73V258H74V260L76 261V262H80L81 264H127L126 262H125V260L123 259V257L122 256H119L117 259H115V260H113L110 256L108 257L105 253H104V244H105V242L107 241V237H109V236H111L110 235V233L108 234V231H106L105 233H102L101 235H102V238H103V240L101 239V237H97L96 235H97V228H98V226H97V228H96V223H95V219H93ZM116 216V215H115ZM142 216V215H141ZM148 215H146L145 217H147ZM31 217V216H30ZM35 217V216H34ZM36 217H38L37 215H36ZM35 217V218H36ZM77 217H78V215H77ZM107 217V216H106ZM113 217V216H112ZM121 217H123V216H121ZM121 217H120V219H121ZM144 217V218H145ZM34 218V219H35ZM73 218V217H72ZM79 218V217H78ZM127 218V217H126ZM140 218H142V217H140ZM37 219V218H36ZM101 219V218H100ZM116 219V218H115ZM113 220V223H115V222H117L118 220ZM149 220L151 219V217H149L148 218ZM154 219V218H153ZM29 220V219H28ZM33 220V219H32ZM139 219H137V223L139 222L138 221ZM145 220H147V218L145 219ZM74 221V220H73ZM86 221V220H85ZM100 221V220H99ZM133 221V220H132ZM50 222V221H49ZM65 223L67 222V221H64ZM83 222V221H82ZM128 222V221H127ZM149 222V221H148ZM68 223V222H67ZM74 223H76V222H74ZM73 223V224H74ZM141 224H143V222H140ZM46 224V223H45ZM55 224V223H54ZM105 224V223H104ZM103 224V225H104ZM48 225V224H47ZM56 225H58V224H56ZM56 225H54V226H56ZM76 225V224H75ZM78 225V224H77ZM123 225V224H122ZM121 225V226H122ZM139 225V224H138ZM145 225V224H144ZM144 225H142V226H144ZM82 226V225H81ZM113 226H114V224H113ZM130 226H132V224L130 225ZM133 226H134V224H133ZM140 226V225H139ZM43 227V226H42ZM70 227V226H69ZM78 227H80V226H78ZM101 227V226H100ZM104 227V226H103ZM106 227V226H105ZM109 227V226H108ZM135 227V226H134ZM136 227H138V226H136ZM20 228H21V226H20ZM38 228V227H37ZM44 228H46V227H44ZM71 228V227H70ZM75 228V227H74ZM83 228V227H82ZM152 228V229H153ZM60 229V228H59ZM59 229H57L58 231H59ZM85 229V228H84ZM140 230H141V228H139ZM212 230L213 231V234L212 235H210L209 234V232L211 233V231H209V230ZM20 230V229H19ZM40 230H41V228H40ZM39 230V231H40ZM55 230V229H54ZM57 230H56V232H57ZM82 230V229H81ZM109 230V229H108ZM118 230V229H117ZM146 230V229H145ZM62 231V230H61ZM61 231H59V232H61ZM112 231V230H111ZM115 231V230H114ZM151 230H149V231H147V232H150ZM19 232V231H18ZM41 232H43V231H40V233ZM49 232V231H48ZM53 232V231H52ZM55 232V233H56ZM59 232H57V233H59ZM67 232V231H66ZM75 232V231H74ZM101 232V231H100ZM137 232V231H136ZM62 233V232H61ZM116 233V232H115ZM127 233V232H126ZM125 233V234H126ZM138 233V232H137ZM39 234V233H38ZM54 234V233H53ZM68 234V233H67ZM70 234V233H69ZM71 234H72V232H71ZM84 234V233H83ZM18 235H19V233H18ZM66 235V234H65ZM78 235H80V234H78ZM98 235H99V232H98ZM132 235V234H131ZM134 235V234H133ZM136 235V234H135ZM40 236H41V234H40ZM56 236V235H55ZM58 236H60V235H58ZM57 236V237H58ZM61 236H64V235H62L61 234ZM67 236V235H66ZM77 236V235H76ZM126 236H127V234H126ZM43 237V236H42ZM145 237V238H144ZM28 238V237H27ZM26 238V239H27ZM63 238V237H62ZM67 238V237H66ZM73 238V237H72ZM20 239V238H19ZM18 239V240H19ZM25 239V240H26ZM40 239H42V238H40ZM39 239V240H40ZM70 239V238H69ZM76 239V238H75ZM114 239H116V243H115V245H113L112 247H113V249L115 248V247H117V248H122V244H120L121 243V240L122 239H124L123 238V234H119V233H116L115 235H114ZM126 239V238H125ZM135 239V238H134ZM14 240H15V238H14ZM17 240V241H18ZM34 241L33 242H31L30 244H27V246H26V248H23L24 247V245H23V247H18V245L17 244H15L14 246H13V248H12V253L13 254H15L16 255V258H15V261H17V264L19 263V264H35L33 261H31V260H29V259H27L26 257V255H25V252H24V249H26L27 251H29V249L32 247V245H35L36 244V239H33ZM37 240H38V238H37ZM53 240H54V237H53ZM65 240V239H64ZM71 240V239H70ZM73 240H74V238H73ZM112 240H113V238H112ZM111 240V241H112ZM16 241V240H15ZM21 241V240H20ZM109 241V240H108ZM26 241H24V243H25ZM30 242V241H29ZM56 242V241H55ZM16 243V242H15ZM37 243H38V241H37ZM61 243V242H60ZM78 243V242H77ZM26 244V243H25ZM79 244V245H80ZM20 245V244H19ZM22 245V244H21ZM66 245V244H65ZM79 245H77V246H79ZM130 245V242H128V246ZM35 246H39V245H35ZM59 246V245H58ZM64 246V245H63ZM62 246V247H63ZM76 246V245H75ZM74 246V247H75ZM40 247V246H39ZM60 247V246H59ZM73 247V248H74ZM81 247H82V245H81ZM107 247V246H106ZM111 247V246H110ZM123 247H124V245H123ZM37 248V247H36ZM43 248V247H42ZM61 248V247H60ZM59 248V249H60ZM125 248H127V247H125ZM34 249V248H33ZM41 249V248H40ZM69 249V248H68ZM124 249V248H123ZM25 250V251H26ZM49 250V249H48ZM76 250V249H75ZM75 250H74V252H75ZM116 250V249H115ZM120 250V249H119ZM127 250V249H126ZM129 248H128V252H129ZM32 251V250H31ZM34 251V253H35V250H33ZM32 251V252H33ZM37 251V250H36ZM30 252V251H29ZM28 252V253H29ZM39 252V251H38ZM47 252V251H46ZM56 252H57V250H56ZM113 252V250L111 251V253ZM121 252V251H120ZM123 252H125L124 250H123ZM127 252V251H126ZM27 253V252H26ZM45 253V252H44ZM76 253V252H75ZM117 252H115V257L116 256H118L117 254H116ZM33 254V253H32ZM52 254V253H51ZM55 254V253H54ZM53 254V255H54ZM57 254V253H56ZM110 254V253H109ZM119 254V253H118ZM125 254V253H124ZM130 254V253H129ZM28 255V254H27ZM43 255V254H42ZM66 255H68V254H66ZM111 255V254H110ZM29 256V255H28ZM47 256H48V254H47ZM64 256V255H63ZM69 256V255H68ZM124 257H126L125 255H124ZM34 258V257H33ZM66 258V257H65ZM113 260H111V259ZM12 259V258H11ZM13 259H14V257H13ZM44 259V258H43ZM42 259V260H43ZM8 260V259H7ZM42 260H41V262H42ZM67 260V259H66ZM65 260V261H66ZM112 262H111V261ZM13 261V260H12ZM11 261V262H12ZM38 261V260H37ZM60 261V260H59ZM61 261H62V256H61ZM61 261H60V263L59 264H61ZM64 261V260H63ZM63 261H62V263H63ZM68 261V260H67ZM67 261H66V263H67ZM14 262V261H13ZM46 262V261H45ZM44 262V263H45ZM8 263H10V262H8ZM38 263V262H37ZM43 263V264H44ZM52 263V262H51ZM50 263V264H51ZM56 263V262H55ZM39 264V263H38ZM77 264V263H76ZM129 264V263H128Z\"/></svg>",
  "mask_w": 264,
  "mask_h": 264
}]
</instances>
